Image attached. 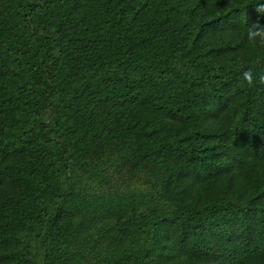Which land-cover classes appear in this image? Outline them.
Returning a JSON list of instances; mask_svg holds the SVG:
<instances>
[{
	"label": "trees",
	"instance_id": "obj_1",
	"mask_svg": "<svg viewBox=\"0 0 264 264\" xmlns=\"http://www.w3.org/2000/svg\"><path fill=\"white\" fill-rule=\"evenodd\" d=\"M260 4L0 0V264H264Z\"/></svg>",
	"mask_w": 264,
	"mask_h": 264
},
{
	"label": "clouds",
	"instance_id": "obj_2",
	"mask_svg": "<svg viewBox=\"0 0 264 264\" xmlns=\"http://www.w3.org/2000/svg\"><path fill=\"white\" fill-rule=\"evenodd\" d=\"M254 11L257 14V20L248 24L246 28V38L252 47L257 44L264 45V24L260 23V19H264V4L257 5ZM243 78L250 85L256 83L264 85V75L254 74L251 69L243 73Z\"/></svg>",
	"mask_w": 264,
	"mask_h": 264
}]
</instances>
